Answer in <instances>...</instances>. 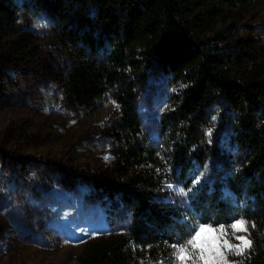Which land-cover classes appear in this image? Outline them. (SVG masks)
Segmentation results:
<instances>
[{
  "label": "trees",
  "instance_id": "trees-1",
  "mask_svg": "<svg viewBox=\"0 0 264 264\" xmlns=\"http://www.w3.org/2000/svg\"><path fill=\"white\" fill-rule=\"evenodd\" d=\"M263 3H24L25 8L41 13L67 45L69 62L60 81L67 103L94 105L109 92L118 105L109 127L116 142V160L111 170L94 177L92 183L111 210L127 212L126 231L90 241L78 256V264H140L145 258H162L191 235L194 225L228 226L239 218L247 222L252 247L235 255L232 264H264V63L257 61L262 51L240 37L235 47L220 50L205 36L217 21L232 20L237 8L249 11ZM16 30L14 4L0 0V53L2 39ZM226 38L218 35L220 40ZM18 41L21 47L30 42L23 36ZM157 68L184 82L176 106L162 120L160 149L140 143L135 105L147 70ZM8 84L9 76L0 62V95ZM217 105L233 122L239 159L206 144L204 129ZM206 165L212 169L211 176L194 182L196 169ZM161 180L183 185L186 203L158 197L155 189Z\"/></svg>",
  "mask_w": 264,
  "mask_h": 264
},
{
  "label": "rangeland",
  "instance_id": "rangeland-1",
  "mask_svg": "<svg viewBox=\"0 0 264 264\" xmlns=\"http://www.w3.org/2000/svg\"><path fill=\"white\" fill-rule=\"evenodd\" d=\"M11 1L17 32L2 39L0 53L9 76L0 95V264H78L90 241L126 231L127 212L111 210L92 183L94 177L111 170L116 160V142L109 132L116 103L109 92L94 105L67 103L60 86L69 62L67 45L41 13L25 8L30 0ZM234 12L232 20H219L206 33L208 43L227 51L236 46L237 37L248 39L262 51L257 61L264 63V3ZM218 35L227 38L220 40ZM19 36L30 40L28 46H19ZM183 86L180 78L166 71L147 70L135 98L141 144L162 147V120L176 106ZM221 110L218 105L213 108L204 129L206 144L239 159L233 122ZM211 174L208 165L197 168L194 182ZM155 192L172 203H186L187 191L180 183L161 180ZM225 228L221 244L224 239L239 244L238 236L249 240L247 231L233 235L232 229ZM174 252L172 248L168 255L145 258L140 264H177ZM221 252L222 256L212 254L215 264L234 262L235 255L226 247ZM189 253L192 258L185 264H205L191 248Z\"/></svg>",
  "mask_w": 264,
  "mask_h": 264
},
{
  "label": "snow or ice",
  "instance_id": "snow-or-ice-1",
  "mask_svg": "<svg viewBox=\"0 0 264 264\" xmlns=\"http://www.w3.org/2000/svg\"><path fill=\"white\" fill-rule=\"evenodd\" d=\"M113 103L115 104V101ZM116 106L118 107V105ZM208 135L211 136V130H209ZM246 224L247 222L243 219H238L228 225V228L233 230L234 235L237 231H247ZM225 233L226 228L223 224L218 227H213L210 224L194 225L190 237L184 244L173 245L177 264H185L186 260L192 258L189 248H191L193 253H196L200 260H204L205 264H209L210 261L215 264V257L212 254L215 253V256H222V247H226L234 255H242L245 249L252 247V241L248 240L246 236L236 237L241 242L239 244H231L227 239H224L223 244H221L222 236ZM197 250L199 251L197 252Z\"/></svg>",
  "mask_w": 264,
  "mask_h": 264
}]
</instances>
